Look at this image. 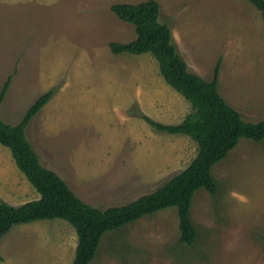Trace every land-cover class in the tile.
<instances>
[{"label": "rangeland", "instance_id": "1", "mask_svg": "<svg viewBox=\"0 0 264 264\" xmlns=\"http://www.w3.org/2000/svg\"><path fill=\"white\" fill-rule=\"evenodd\" d=\"M142 1L0 0V90L9 81L0 119L16 125L54 88L25 137L41 164L95 208L155 191L197 152L188 136L158 131L141 117L175 125L191 111L154 57L109 49L136 37L134 25L110 7ZM156 1L187 70L211 80L218 62L221 97L244 120H263L259 11L245 0ZM211 176L215 193L201 188L191 199L197 232L191 246L179 243L176 208L169 207L106 232L91 264H264V139L241 138ZM38 197L0 144V203L19 206ZM75 246V230L62 219L18 224L0 239V264H71Z\"/></svg>", "mask_w": 264, "mask_h": 264}, {"label": "trees", "instance_id": "2", "mask_svg": "<svg viewBox=\"0 0 264 264\" xmlns=\"http://www.w3.org/2000/svg\"><path fill=\"white\" fill-rule=\"evenodd\" d=\"M245 1L259 11L264 21V0ZM110 10L120 20L133 24L136 33L132 41L109 43L110 51L115 55L150 53L165 82L191 106V111L175 125L162 124L146 115L141 117L158 131L188 136L196 143L197 152L183 170L155 191L121 206L95 208L82 201L56 171L41 164L38 154L25 137V127L50 100L54 88L37 97L16 125L6 124L0 119V144L9 149L17 168L39 194L37 199L19 206L0 203V239L18 224L62 219L74 228L76 234L71 264H91L106 232L169 207L176 208L179 243L191 246L197 236L189 216L194 192L203 188L215 193L211 169L236 147L241 138L255 142L264 139V119L245 121L219 94L218 62L209 81L187 70L169 26L159 21L160 10L156 0L137 4L116 3ZM8 85L9 81H6L2 86L0 101Z\"/></svg>", "mask_w": 264, "mask_h": 264}, {"label": "crops", "instance_id": "3", "mask_svg": "<svg viewBox=\"0 0 264 264\" xmlns=\"http://www.w3.org/2000/svg\"><path fill=\"white\" fill-rule=\"evenodd\" d=\"M243 29H244V26H243ZM231 29H229V30H227V32H228V34H230V31ZM242 32V30L240 29V30H238V32L237 33H241ZM242 33H244L245 35H246V31H243ZM237 34H231L230 36H232L233 38H235V36H236ZM233 38H231V39H233ZM237 38V37H236ZM248 39V38H247ZM234 41H235V39H233ZM236 42V41H235ZM237 43V42H236ZM238 44H240V43H238ZM232 45H233V43H232ZM231 45V46H232ZM231 46H228V47H226L227 49L229 48V47H231ZM229 54V56H228V58H230L231 56L235 59L236 58V53L234 52V51H231L230 50V52L228 53ZM234 59H231V60H234ZM194 74H197V73H194ZM198 75V74H197ZM199 76V75H198ZM204 80H206V79H204ZM207 81H209V80H207ZM228 104V103H227ZM242 115V114H241ZM250 122V121H249ZM74 123V122H73ZM136 125H138V124H136ZM76 132H77V130H76Z\"/></svg>", "mask_w": 264, "mask_h": 264}, {"label": "clouds", "instance_id": "4", "mask_svg": "<svg viewBox=\"0 0 264 264\" xmlns=\"http://www.w3.org/2000/svg\"><path fill=\"white\" fill-rule=\"evenodd\" d=\"M243 118V117H242ZM246 121V120H245Z\"/></svg>", "mask_w": 264, "mask_h": 264}]
</instances>
